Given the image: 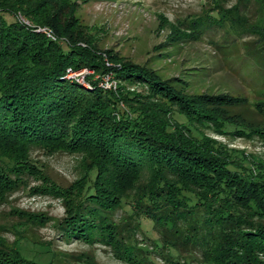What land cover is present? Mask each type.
Wrapping results in <instances>:
<instances>
[{
  "label": "trees",
  "instance_id": "obj_1",
  "mask_svg": "<svg viewBox=\"0 0 264 264\" xmlns=\"http://www.w3.org/2000/svg\"><path fill=\"white\" fill-rule=\"evenodd\" d=\"M227 2L207 0L185 29L198 36L225 26L264 43V0ZM18 14L16 3L0 7V198L32 175L43 178L31 150L56 152L59 144L82 154L84 167L57 224L62 240L105 246L128 264H152L151 254L165 264H264V168L173 118L222 133L232 122L241 136L238 99L180 93L175 79L132 61L113 57L107 66L100 53L42 31L47 22L34 12L22 14L29 23ZM244 44L262 71L264 49L256 55ZM83 67L93 74L69 76ZM110 72L115 90L103 85ZM135 85L148 91L128 89ZM262 103L251 102L258 114ZM0 244V264H48L39 258L47 248L37 255L22 242Z\"/></svg>",
  "mask_w": 264,
  "mask_h": 264
},
{
  "label": "rangeland",
  "instance_id": "obj_2",
  "mask_svg": "<svg viewBox=\"0 0 264 264\" xmlns=\"http://www.w3.org/2000/svg\"><path fill=\"white\" fill-rule=\"evenodd\" d=\"M206 1L0 0V7L16 3L22 14L34 12L47 22L39 26L42 31L100 53L107 66L111 65L113 57L132 61L155 70L163 79H175L172 81L180 93L236 97L235 111L245 116L241 136L234 132L232 122L222 133L214 124L194 126L176 112L173 118L192 127L193 132L200 131L221 145L239 151L251 161V164L245 162L248 166L263 169L264 111L255 112L251 102L264 101V69L260 70L254 55L248 56L244 43L249 41L256 55L261 54L264 43L237 36L225 26L198 36L189 33L184 23L204 15L209 6ZM234 2L228 0L226 6ZM22 14H18L19 19L29 23ZM250 18L257 24L263 21L254 9ZM75 72L81 77L93 74L87 67ZM111 74L105 73L104 86L107 84L106 88L115 90L118 80ZM128 89L139 93L148 91L140 85ZM243 100L250 107L246 111L242 109L247 107L246 103L241 104ZM55 146L56 152L37 148L30 151L31 159L41 169L43 182L41 177L36 180L32 175L24 187L10 190L0 198V241L8 249L22 242L37 255L47 248L49 253L39 258L48 264H128L105 246L62 240L57 224L65 217L67 206L78 196L84 167L82 154L62 151L59 144ZM34 187L39 188L33 190ZM149 235L156 237L154 232ZM150 261L165 264L156 254H151Z\"/></svg>",
  "mask_w": 264,
  "mask_h": 264
},
{
  "label": "built area",
  "instance_id": "obj_3",
  "mask_svg": "<svg viewBox=\"0 0 264 264\" xmlns=\"http://www.w3.org/2000/svg\"><path fill=\"white\" fill-rule=\"evenodd\" d=\"M70 73H71V72H70ZM72 74H73V75H72ZM69 76H73V77H74V76H80V75H78V73L74 72V73L69 74ZM103 80H104V77H103ZM103 85H104V81H103ZM106 85H107V84H106ZM106 85H105V87L108 86V85H107V86H106ZM108 87H109V86H108Z\"/></svg>",
  "mask_w": 264,
  "mask_h": 264
}]
</instances>
